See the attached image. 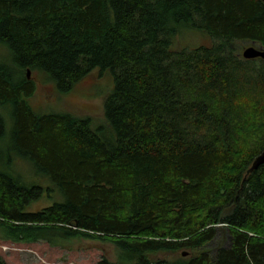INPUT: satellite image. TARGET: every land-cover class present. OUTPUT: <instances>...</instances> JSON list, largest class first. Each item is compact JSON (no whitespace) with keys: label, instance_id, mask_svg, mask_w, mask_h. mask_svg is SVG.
Instances as JSON below:
<instances>
[{"label":"trees","instance_id":"1","mask_svg":"<svg viewBox=\"0 0 264 264\" xmlns=\"http://www.w3.org/2000/svg\"><path fill=\"white\" fill-rule=\"evenodd\" d=\"M244 43L264 48L262 0H0V238L264 264V60ZM28 70L57 97L94 73L113 88L100 115L42 114Z\"/></svg>","mask_w":264,"mask_h":264},{"label":"rangeland","instance_id":"2","mask_svg":"<svg viewBox=\"0 0 264 264\" xmlns=\"http://www.w3.org/2000/svg\"><path fill=\"white\" fill-rule=\"evenodd\" d=\"M210 43L209 39H205L203 36L193 31L183 32L178 38V46L180 47L191 48L204 44L208 45ZM250 46L253 45L244 43L243 46H241V57L243 50ZM1 54H3L2 49H0V55ZM106 75L109 76H102L99 78L100 75L97 77L94 73L87 80L79 84L72 94L66 97H57L53 92L51 84L40 81L37 79L36 74L31 73L30 78H33L36 90L35 94L30 99V103L35 110L42 112V114L62 112L65 110L74 114L91 112L100 115L103 104L102 98L113 88V76L111 74ZM15 163L17 169H19L22 174L23 180L30 184L37 181L39 182L34 176L33 169L30 165L21 160H16ZM43 182L45 186L47 181L43 180ZM57 199L58 196L52 197V199L45 198L34 204L33 208L51 206ZM87 244V242L73 240L52 246L46 241L24 244L0 238V257L8 264H98L103 256V252ZM176 256L177 255H160L162 259L168 260H173Z\"/></svg>","mask_w":264,"mask_h":264},{"label":"water","instance_id":"3","mask_svg":"<svg viewBox=\"0 0 264 264\" xmlns=\"http://www.w3.org/2000/svg\"><path fill=\"white\" fill-rule=\"evenodd\" d=\"M264 2V0H262ZM242 57L245 60H249V61H253V60H257V59H262L264 60V48L262 47H256V46H250L248 48H245L242 52ZM28 74V78H30L31 75V71L28 70L27 72ZM262 164H264V154H262L254 163L252 169L255 170L257 169L259 166H261ZM184 255L186 256V253H184Z\"/></svg>","mask_w":264,"mask_h":264}]
</instances>
